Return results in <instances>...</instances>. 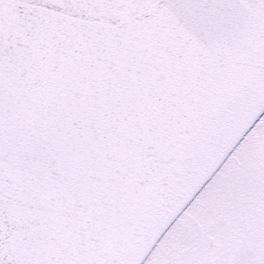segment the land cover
Returning <instances> with one entry per match:
<instances>
[{
    "label": "snow or ice",
    "instance_id": "1",
    "mask_svg": "<svg viewBox=\"0 0 264 264\" xmlns=\"http://www.w3.org/2000/svg\"><path fill=\"white\" fill-rule=\"evenodd\" d=\"M0 264H264V0H0Z\"/></svg>",
    "mask_w": 264,
    "mask_h": 264
}]
</instances>
